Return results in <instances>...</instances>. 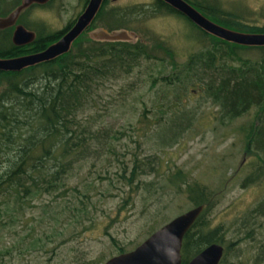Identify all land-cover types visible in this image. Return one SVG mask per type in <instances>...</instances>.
<instances>
[{"label": "rangeland", "instance_id": "1", "mask_svg": "<svg viewBox=\"0 0 264 264\" xmlns=\"http://www.w3.org/2000/svg\"><path fill=\"white\" fill-rule=\"evenodd\" d=\"M84 1L53 0L28 10L24 19L37 34H48L77 16ZM215 1L226 11L237 13L239 21L264 24V0ZM135 4L139 5L137 10L123 18L128 29L150 47L161 41L173 48L179 66L213 39L183 15L158 11L155 0H111L108 8ZM101 22L95 23L96 27ZM84 38H89V34ZM217 68L220 66L210 72L218 74ZM173 70L168 60L142 58L132 72L105 80L96 105L86 111V122L94 128H112L110 133L119 138L116 143L120 153L116 158L108 154L110 161L94 156L80 158L67 171L69 186L90 193L91 200L82 193L73 196L72 201H68V196L59 195L54 200L52 194H45L35 198L36 206L26 212V221L0 225V248L4 249L0 264H97L121 252L120 246L126 250L134 248L156 228L194 206L184 189L185 183L169 182L168 175L179 169L188 174V179L218 192L217 204L207 215L206 228L221 226L224 245H230L223 264H264V214L254 211L264 198V182L243 183L257 156L247 150L240 127L251 121L255 110L231 119L207 93L200 74H192L194 82L188 84H165L162 75ZM154 78L158 79L156 83H152ZM4 83H0V91ZM178 105L193 109V123L181 131L176 142L162 144V138L171 133L167 127L172 124L170 116ZM187 125L184 121L172 127L177 132ZM135 154H139L143 164L138 176L129 182L120 177L125 166L122 160L129 176ZM81 199L88 201L87 212L75 214L74 207L82 205ZM44 202L54 204L55 214L60 210L58 223L64 233L47 245L42 240L34 244L36 248L20 250L28 239L23 237L33 222V213L41 217L42 224L54 221L49 217L50 211L44 210ZM12 244L16 246L7 251L6 247Z\"/></svg>", "mask_w": 264, "mask_h": 264}, {"label": "trees", "instance_id": "2", "mask_svg": "<svg viewBox=\"0 0 264 264\" xmlns=\"http://www.w3.org/2000/svg\"><path fill=\"white\" fill-rule=\"evenodd\" d=\"M51 1L53 0L45 4ZM188 1L226 26L245 31H264V24L239 21L237 13L226 11L215 0ZM87 2L88 0L84 1L83 7ZM20 3L21 0H0V16L9 14ZM45 4L30 5L21 12L19 20L27 24L24 16L28 10ZM138 6L135 4L129 8L137 10ZM155 6L160 12L181 14L189 19L164 0H155ZM113 8L117 7L109 9L108 0H104L89 29L96 27L95 23L100 21L103 23L101 26L110 30L128 28L123 21L125 15L118 17ZM138 10L143 11V8ZM77 16L69 20L63 28L48 34L39 32L36 40L26 45H16L13 42L12 26L0 28V56L11 57L44 49L71 27ZM189 20L201 33L213 39L205 48L193 52L187 62L180 66L174 59L175 50L161 41L150 47L141 38L137 41L98 40L91 37L87 29L74 41L70 51L54 59L22 70L0 69V83L5 81L0 91V225L10 226L26 221V212L36 206L33 202L35 198L45 194H52L54 200L59 195L68 196V201H72L73 196L78 197L82 193L85 198L90 199V193L82 192L78 186H69L67 171L80 158L94 156L110 161L108 154L116 158L120 152L116 143L118 135L111 134L110 127L94 128V125H89L86 122L89 121L86 111L96 105L106 79L132 72L142 58L168 60L173 64L174 70L161 77L167 85L176 81L188 84L194 82L192 74H200V80H205L207 93L222 105L225 115L231 119L251 109L255 110L251 121L240 127L247 141V150L257 156L252 171L243 183L264 182V45H244L228 41L208 33ZM86 33L89 38H84ZM84 39H87L86 42H83ZM158 51L163 52V55ZM219 66L218 74L210 72L213 67ZM195 70L198 72L194 73ZM157 80L154 78L152 83ZM162 103L161 101L160 104ZM170 119L173 125L184 121L188 125L174 132L170 124L167 128L171 133L166 139L162 138V144L176 142L181 131L191 127L193 109L178 105ZM117 159L120 160L119 157ZM122 163L125 166L121 169L120 177L133 182L143 164L141 157L139 154L133 157L129 176L125 161L122 160ZM168 177L173 184H178V181L186 184L184 189L194 205L205 204L202 213L183 239L182 264H188L191 257L209 243L217 241L224 244V236L220 233L221 226L206 228L209 224L207 215L217 204L219 195L207 184L188 179V174L181 169L172 172ZM179 190H182V185H179ZM80 201L82 205L74 207L75 214L79 211L87 212L88 201ZM43 205L45 211H50L49 217L54 221L42 224L41 217L33 213V222L23 237L28 239H25V247L20 245V250L36 248L34 244L42 240L47 245L48 241L57 239L64 233L58 223L60 210L57 209L55 214L54 204L44 202ZM254 211L264 214V198L255 206ZM14 245L16 246L6 245V250L10 251ZM224 246L225 254L220 264H223L226 250L230 247L228 244ZM261 246L264 247V241ZM120 247L121 252L126 250L124 246ZM2 249L0 248V252Z\"/></svg>", "mask_w": 264, "mask_h": 264}, {"label": "water", "instance_id": "3", "mask_svg": "<svg viewBox=\"0 0 264 264\" xmlns=\"http://www.w3.org/2000/svg\"><path fill=\"white\" fill-rule=\"evenodd\" d=\"M49 0H21V3L9 14L0 16V28L14 26L12 40L15 44L30 43L36 38V32L23 23H17L20 13L32 3H46ZM185 14L203 30L228 41L244 45H264V31H245L226 26L210 18L188 0H164ZM104 0H88L77 16L76 21L57 40L44 49L11 57L0 56L1 70H22L25 67L54 59L70 51L74 41L89 29ZM89 34L98 40L137 41L139 36L126 27L108 29L105 26L93 27ZM205 204L194 205L181 212L151 232L134 248L119 252L100 264H182L183 239L196 219L202 213ZM225 252L221 242H211L192 257L188 264H219Z\"/></svg>", "mask_w": 264, "mask_h": 264}, {"label": "flooded vegetation", "instance_id": "4", "mask_svg": "<svg viewBox=\"0 0 264 264\" xmlns=\"http://www.w3.org/2000/svg\"><path fill=\"white\" fill-rule=\"evenodd\" d=\"M50 1V0H49ZM111 0H108V4H109V2H110ZM34 3H38V2H34ZM34 3H32V4H34ZM47 3V2H46ZM31 4V5H32ZM39 4H45V3H39ZM132 6V5H131ZM114 7H117V8H113L115 11H116V15L118 16V17H121L122 15H125V16H123L124 18L128 15V14H133L134 13V11H135V9H130L129 7L130 6H127V7H124V8H122V7H120V6H114ZM27 8V7H26ZM25 8V9H26ZM84 8V7H83ZM24 9V10H25ZM79 14H80V12H79ZM79 14H77V15H79ZM20 15H21V13H20ZM19 15V16H20ZM23 23V24H25L24 22H22V21H20L19 20V18H18V20H17V23ZM127 23V22H126ZM26 26H27V24H25ZM10 27V26H9ZM13 27V31H14V29H15V25L14 26H12ZM28 27V26H27ZM7 28V27H6ZM28 28H30V27H28ZM1 29H3V28H1ZM31 29V28H30ZM33 30V29H32ZM90 30V29H89ZM88 30V31H89ZM13 31H12V35H13ZM35 31V30H34ZM36 32V31H35ZM42 34V33H41ZM39 36V33L37 34V32H36V38ZM36 38L33 40V41H31L30 43H32V42H34L35 40H36ZM30 43H27V44H30ZM16 45H18V44H16ZM23 45H26V44H23ZM31 52H34V51H31ZM27 53H29V52H27ZM22 54H24V53H22ZM20 55V54H19ZM17 56V55H16ZM2 57H5V56H2ZM225 249H226V247H225ZM126 251V250H125ZM224 254H225V252H224ZM224 256V255H223ZM193 257V256H192ZM192 257H191V259H192ZM223 258V257H222ZM190 259V260H191ZM189 260V261H190ZM222 260V259H221ZM221 262V261H220ZM220 262H219V264H220ZM102 263V262H101ZM92 264H96V263H92ZM97 264H100V263H97Z\"/></svg>", "mask_w": 264, "mask_h": 264}, {"label": "bare ground", "instance_id": "5", "mask_svg": "<svg viewBox=\"0 0 264 264\" xmlns=\"http://www.w3.org/2000/svg\"><path fill=\"white\" fill-rule=\"evenodd\" d=\"M1 72V71H0Z\"/></svg>", "mask_w": 264, "mask_h": 264}]
</instances>
